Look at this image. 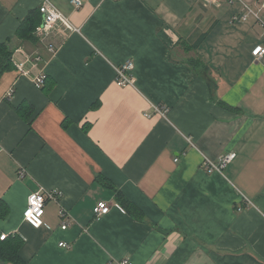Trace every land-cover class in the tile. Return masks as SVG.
Instances as JSON below:
<instances>
[{"label":"crops","instance_id":"1","mask_svg":"<svg viewBox=\"0 0 264 264\" xmlns=\"http://www.w3.org/2000/svg\"><path fill=\"white\" fill-rule=\"evenodd\" d=\"M42 1L0 0V44L12 51L0 77V233L23 241L22 260L264 264V56L253 55L263 0H243L258 15L246 21H234L239 1L50 0L70 26L17 37ZM129 60L134 86L119 87L116 67ZM229 152L223 173L205 170ZM42 188L63 197L35 229L24 211ZM101 202L111 211L96 218Z\"/></svg>","mask_w":264,"mask_h":264},{"label":"built area","instance_id":"2","mask_svg":"<svg viewBox=\"0 0 264 264\" xmlns=\"http://www.w3.org/2000/svg\"><path fill=\"white\" fill-rule=\"evenodd\" d=\"M84 0H73V5L79 9L83 6ZM213 2H217V0H212ZM230 4H234L236 1H239L243 4L245 12L244 14L237 16L234 18V21H246L251 15H254L256 18H258V15L254 13L251 8L243 2V0H226ZM262 6L264 7V0L262 2ZM42 14H43V23L38 29L36 30V34L40 37H46L50 31L55 27L57 23H63L70 26V22L68 19L59 11V9L50 1V0H43L42 5L40 8ZM50 51L55 52V48L51 45ZM259 49V51H257ZM254 57L259 60L264 56V46L260 45L257 46L256 49L253 51ZM39 57L35 58H28L27 64H34L38 65L40 62ZM135 68V65L133 61L129 60L122 64L121 66L116 67V84L119 87H127V86H134L135 79L132 75V72ZM18 70L20 73L24 76H30L31 72L27 69L26 63H19L18 64ZM47 80V76L45 74L36 75L33 79L35 85L37 88L41 89L44 87ZM11 95V93H10ZM153 109L161 114L162 116L167 115L169 112V109L166 106H157L154 105ZM188 141L192 144V140L189 138ZM237 153L235 152H229L226 154H223L219 157L217 160H211L206 158L204 161V168L205 170L211 172V173H223L224 170L236 159ZM175 161L178 162V159ZM21 176H24L26 174V170H22L20 172ZM63 197V193L59 191L58 189H44L42 188L39 192L33 193L29 197L27 208L24 211V220L26 223L31 225L35 229H39L41 227L45 226L44 223V215H45V209L49 202H56L60 203L61 199ZM111 211V206L107 202H101L97 205V207L94 209V214L96 218H101L109 214ZM60 217L63 220L61 229L67 230L71 223H73L74 219L69 211H67L65 208H61L60 210ZM1 239H5V237L2 235ZM60 247L63 248H69V246L66 243H61ZM122 264H129L128 259L123 261Z\"/></svg>","mask_w":264,"mask_h":264},{"label":"trees","instance_id":"3","mask_svg":"<svg viewBox=\"0 0 264 264\" xmlns=\"http://www.w3.org/2000/svg\"><path fill=\"white\" fill-rule=\"evenodd\" d=\"M43 23V14L41 10H35L29 14V16L21 23L17 30V37L24 39L25 41L35 40L33 36L38 27ZM12 51L7 43L0 44V77L4 72L12 68ZM117 202L128 212L136 215V212H140L139 209L133 207L131 203L121 192L117 194ZM23 245L21 239H13L8 237L6 239L0 238V259L5 262L13 264H26L20 257V249Z\"/></svg>","mask_w":264,"mask_h":264},{"label":"water","instance_id":"4","mask_svg":"<svg viewBox=\"0 0 264 264\" xmlns=\"http://www.w3.org/2000/svg\"><path fill=\"white\" fill-rule=\"evenodd\" d=\"M2 237L1 233H0V238Z\"/></svg>","mask_w":264,"mask_h":264},{"label":"snow or ice","instance_id":"5","mask_svg":"<svg viewBox=\"0 0 264 264\" xmlns=\"http://www.w3.org/2000/svg\"><path fill=\"white\" fill-rule=\"evenodd\" d=\"M257 51H259V49H257Z\"/></svg>","mask_w":264,"mask_h":264}]
</instances>
